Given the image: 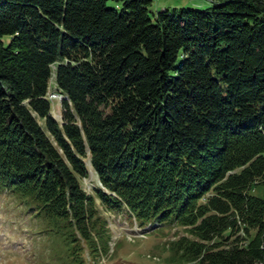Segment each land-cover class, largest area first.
Masks as SVG:
<instances>
[{
  "label": "trees",
  "instance_id": "trees-1",
  "mask_svg": "<svg viewBox=\"0 0 264 264\" xmlns=\"http://www.w3.org/2000/svg\"><path fill=\"white\" fill-rule=\"evenodd\" d=\"M150 4L0 0V194L93 257L126 205L169 263L264 264V0Z\"/></svg>",
  "mask_w": 264,
  "mask_h": 264
},
{
  "label": "rangeland",
  "instance_id": "rangeland-1",
  "mask_svg": "<svg viewBox=\"0 0 264 264\" xmlns=\"http://www.w3.org/2000/svg\"><path fill=\"white\" fill-rule=\"evenodd\" d=\"M209 4L210 0H151L150 11L201 9ZM62 100H53L51 104L52 114L59 122L63 121ZM88 164L89 176L82 179V185L91 193L100 181ZM97 202L100 203L99 199ZM100 209L108 220L109 248L93 257L88 248L75 251L74 245L66 241L64 230L53 228L47 218L35 216V211L19 199L0 194V264H176L167 262V246L184 234L181 226L167 221L139 229L126 205L114 211L104 210L102 205Z\"/></svg>",
  "mask_w": 264,
  "mask_h": 264
},
{
  "label": "built area",
  "instance_id": "built-area-1",
  "mask_svg": "<svg viewBox=\"0 0 264 264\" xmlns=\"http://www.w3.org/2000/svg\"><path fill=\"white\" fill-rule=\"evenodd\" d=\"M54 96V95H53Z\"/></svg>",
  "mask_w": 264,
  "mask_h": 264
}]
</instances>
